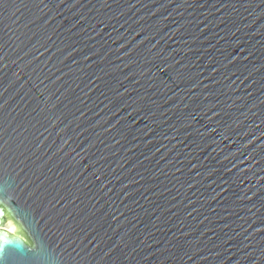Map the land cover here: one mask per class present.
Here are the masks:
<instances>
[{"label": "water", "instance_id": "95a60500", "mask_svg": "<svg viewBox=\"0 0 264 264\" xmlns=\"http://www.w3.org/2000/svg\"><path fill=\"white\" fill-rule=\"evenodd\" d=\"M0 181V264H264V0H0Z\"/></svg>", "mask_w": 264, "mask_h": 264}, {"label": "snow or ice", "instance_id": "6c2138e0", "mask_svg": "<svg viewBox=\"0 0 264 264\" xmlns=\"http://www.w3.org/2000/svg\"><path fill=\"white\" fill-rule=\"evenodd\" d=\"M21 208L19 205L18 194L16 189L6 181H0V214L5 218L20 217ZM20 248L26 259L34 257L36 253V244L32 243L30 248Z\"/></svg>", "mask_w": 264, "mask_h": 264}]
</instances>
